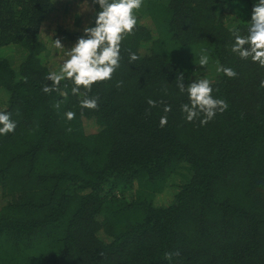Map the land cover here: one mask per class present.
I'll return each instance as SVG.
<instances>
[{
  "label": "trees",
  "instance_id": "1",
  "mask_svg": "<svg viewBox=\"0 0 264 264\" xmlns=\"http://www.w3.org/2000/svg\"><path fill=\"white\" fill-rule=\"evenodd\" d=\"M73 1L88 5L94 27L99 5ZM255 2L143 0L120 67L88 93L98 97L93 110L80 107L70 80L60 85L66 98L42 91L54 0H0V112L17 122L0 136V264H264V68L231 51ZM13 47L25 52L18 72L4 52ZM202 50L214 65L212 95L228 104L204 126L203 114L186 121L188 95L176 86L181 73L185 86L202 78ZM176 176L170 202L157 206ZM168 252L180 254L169 261Z\"/></svg>",
  "mask_w": 264,
  "mask_h": 264
},
{
  "label": "clouds",
  "instance_id": "2",
  "mask_svg": "<svg viewBox=\"0 0 264 264\" xmlns=\"http://www.w3.org/2000/svg\"><path fill=\"white\" fill-rule=\"evenodd\" d=\"M92 3L99 5V10L95 12V26H84L83 35L70 49H66L67 59L63 60L59 72L53 71L46 76V79L51 81V86L45 85L42 91L47 94L56 91L66 98L68 93L61 91L60 85L62 81L70 80L74 85L71 89L72 94L82 97L80 107L94 110L98 108V97H89L88 93L97 82L111 80L120 67L121 42L127 35L133 34L137 26L134 10L142 7L143 0H92ZM233 35L234 43L231 51L238 54L241 59L251 58L253 63H258L264 68V0H256L254 3L247 35H241L239 31H235ZM53 43L57 49L65 48L59 39H54ZM138 59L139 57L129 50L130 62ZM208 63L209 56L202 50L199 65L205 67ZM217 71L223 72L228 78L237 77L236 71L231 67L218 65ZM184 79V74L181 73L176 78V86L181 93L186 92L188 95L189 102L181 105V111L186 114L187 122H193L203 114L200 124L204 126L215 117L217 111L222 113L227 110L228 104L224 99L213 97V88L208 79L194 80L187 86L184 84ZM122 83L123 81H119L116 86L120 87ZM260 87L264 88V80H261ZM147 103L150 107L157 106V102L152 99H148ZM54 107L59 109L60 102ZM171 110L170 105L164 106L165 115L160 118L161 127L167 125V114ZM64 115L68 121H71L76 114L67 111ZM16 127L17 122L12 119L10 112H0V136L13 133ZM179 254V252H168L165 253V257L170 261L174 255L179 256Z\"/></svg>",
  "mask_w": 264,
  "mask_h": 264
},
{
  "label": "rangeland",
  "instance_id": "3",
  "mask_svg": "<svg viewBox=\"0 0 264 264\" xmlns=\"http://www.w3.org/2000/svg\"><path fill=\"white\" fill-rule=\"evenodd\" d=\"M54 3L56 10L53 13L52 19L49 21L50 23L43 25L41 37L51 48V51L46 54L44 61L49 64L51 72H59L63 60L67 59L65 55L66 49H70L78 39L74 36V34L78 33L80 35L83 33V29H78L73 25V17L78 15L80 17L81 24L84 27L90 23L91 11L87 4H76L73 0H54ZM61 30H63L65 33H61ZM71 37H75V39L72 41L73 38ZM54 39H59L65 48H55L53 43ZM4 52L7 56L11 55V66L15 72H18L19 65L24 59V51L22 52L20 49H14L13 47L5 49ZM212 67H214V65L208 64L205 67L200 66L196 68L195 71L200 74L199 77L212 79L211 76L214 71H212ZM7 99V92L0 89V108H3L6 105ZM87 133H90L89 130ZM180 181V176L172 178L168 183L170 186L167 185L162 193L155 196L154 203L157 206H166L170 202L172 195L176 191Z\"/></svg>",
  "mask_w": 264,
  "mask_h": 264
}]
</instances>
